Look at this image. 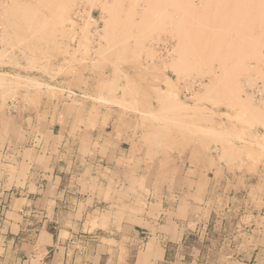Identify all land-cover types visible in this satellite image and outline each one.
Returning <instances> with one entry per match:
<instances>
[{"label": "rangeland", "instance_id": "rangeland-1", "mask_svg": "<svg viewBox=\"0 0 264 264\" xmlns=\"http://www.w3.org/2000/svg\"><path fill=\"white\" fill-rule=\"evenodd\" d=\"M212 2L0 0V119L28 129L48 104L114 108L156 180L199 159L253 175L219 189V224L185 249L199 264H264V3Z\"/></svg>", "mask_w": 264, "mask_h": 264}, {"label": "crops", "instance_id": "crops-1", "mask_svg": "<svg viewBox=\"0 0 264 264\" xmlns=\"http://www.w3.org/2000/svg\"><path fill=\"white\" fill-rule=\"evenodd\" d=\"M121 116L48 104L28 129L0 119V264H199L185 248L219 224L214 196L253 175L199 159L156 180Z\"/></svg>", "mask_w": 264, "mask_h": 264}, {"label": "bare ground", "instance_id": "bare-ground-1", "mask_svg": "<svg viewBox=\"0 0 264 264\" xmlns=\"http://www.w3.org/2000/svg\"><path fill=\"white\" fill-rule=\"evenodd\" d=\"M215 3H221V4H223L224 6H232L233 4V7H232V9L234 10V9H236V8H238V6L240 5L239 3H241V4H243L244 2V0H213ZM252 1V0H251ZM253 1H256V0H253ZM246 2V1H245ZM250 2V1H249ZM258 2V1H257ZM251 3H253V2H251ZM260 3V2H259ZM258 3V4H259ZM263 3H264V0H263ZM199 4L201 5V6H204V7H201V9H203V8H205V7H208L209 5H212L213 4V2H212V0H199ZM231 4V5H230ZM248 4V3H247ZM254 4H255V6L256 5H258V4H256V2H254ZM218 5V4H217ZM238 5V6H237ZM244 5V4H243ZM250 5V4H249ZM252 5V4H251ZM250 5V6H251ZM245 6H247V5H245ZM244 6V7H245ZM250 6H247L246 8H247V10L249 9L248 7H250ZM258 6H262V5H258ZM211 7V6H210ZM241 7H243V6H241ZM252 7V6H251ZM231 8V7H230ZM255 8H259V7H255ZM253 10H254V7L252 8ZM251 9V10H252ZM236 10H239V9H236ZM235 10V11H236ZM244 10V9H243ZM250 10V9H249ZM255 11H259V9L257 10H255ZM260 13H259V15H258V17L256 18V21H254L255 22V24H254V28H253V30H254V32H253V41H254V43L255 44H257V45H262V43H264V7L263 8H261V10L259 11ZM256 12H254L253 14H255ZM256 16V15H255ZM254 17V16H253ZM255 18V17H254ZM253 20V19H252ZM253 22V21H252ZM251 28H252V24H251Z\"/></svg>", "mask_w": 264, "mask_h": 264}]
</instances>
